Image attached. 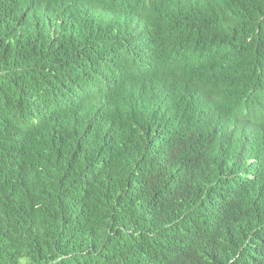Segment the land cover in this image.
Returning a JSON list of instances; mask_svg holds the SVG:
<instances>
[{
    "label": "trees",
    "instance_id": "1",
    "mask_svg": "<svg viewBox=\"0 0 264 264\" xmlns=\"http://www.w3.org/2000/svg\"><path fill=\"white\" fill-rule=\"evenodd\" d=\"M0 264H264V0H0Z\"/></svg>",
    "mask_w": 264,
    "mask_h": 264
}]
</instances>
